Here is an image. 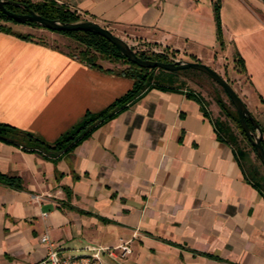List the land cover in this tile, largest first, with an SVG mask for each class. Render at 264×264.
<instances>
[{
  "label": "crops",
  "instance_id": "1",
  "mask_svg": "<svg viewBox=\"0 0 264 264\" xmlns=\"http://www.w3.org/2000/svg\"><path fill=\"white\" fill-rule=\"evenodd\" d=\"M57 1L206 62L236 79L252 112L264 110V0H220L223 46L214 0ZM9 27L0 28V122L54 142L133 86L110 64L72 54L69 42L39 39L28 23ZM211 105L198 90L154 86L59 152L0 137V264L43 258L45 232L71 251L131 247L106 253L104 264H264V190Z\"/></svg>",
  "mask_w": 264,
  "mask_h": 264
},
{
  "label": "trees",
  "instance_id": "2",
  "mask_svg": "<svg viewBox=\"0 0 264 264\" xmlns=\"http://www.w3.org/2000/svg\"><path fill=\"white\" fill-rule=\"evenodd\" d=\"M22 1L27 2L29 6L35 9L37 12L48 17L59 18L65 21L77 20L83 18L81 14L76 12V10L70 9L65 4H59L55 0H43L37 2H33L32 0H22ZM7 6L15 11H26V8L23 6H18L15 4H8ZM213 7H214V16L216 21V28H217V38L221 46H223L224 37H223V24L221 18L220 0H214ZM0 20H7V21L11 20L14 22H19L14 18L10 17L8 14H6L1 8H0ZM24 23H28L33 26L47 28L34 21H27ZM0 28H3L5 30H11V27L7 26L2 22H0ZM53 31H59L61 33H64L68 37L72 38L76 42L75 44L76 46H74L73 49V47H70L72 45L69 42L67 44L69 47V51L72 54L76 55L81 60L85 61L86 63L92 66L103 68L102 60L104 59L109 60L111 62L115 61L121 63L122 65H124L121 68H117V69L108 68V69L114 70L119 74L132 77L134 79V83L133 86L125 94L115 99L111 104L106 106L104 109L98 112L87 111L80 121H78L70 129L63 132L54 142H47L30 131L23 130L9 123L0 122L1 138H5L7 140L20 143L29 149H36L41 147L49 150L53 149L59 152L66 148H70L74 144L82 140L84 137H86L93 128L107 121L109 118L114 116L120 109L126 107L130 102L140 97L149 88L154 86L171 87L173 86L172 84L176 81V78L178 77L180 71L187 69L199 70L197 68L168 70L166 68L159 66L157 67L141 66L136 62L129 60L127 56L121 53L120 49L115 43H113L111 40H109L107 37H105L100 33L93 32L90 30H82V29L53 30ZM23 35L29 37L30 34H23ZM137 52L141 57L144 58H152L163 61L172 60L170 55L167 53L157 54V53H149L140 50H138ZM236 61L239 63L240 69L243 70L245 68V63L242 56L240 55L237 56ZM157 69H159L161 72V77H159L158 80L157 77H155V71ZM223 90L225 91L224 88ZM189 95L192 97H196L200 100V97H198L197 94L194 93L193 91H190ZM218 101L221 107H223V110L227 111V114L236 120V122L238 123V127L241 133L244 135V137L248 138L240 123L238 111L229 110V106L234 105L233 102L230 100V98H229V103L223 101V99L221 98H219ZM262 101L264 103V98L262 99ZM259 122L261 123L260 120ZM216 123L218 125V129L221 136H223L225 139H227L233 144V141L235 142L237 140V135L231 130V127L226 125L225 122L223 121L221 122L220 120H216ZM249 123L251 126H253L251 120H249ZM261 125L264 130V125L262 123ZM263 143H264V138H263ZM252 146L255 150L253 144ZM241 152L243 155L246 154L243 150ZM237 154L239 155L238 152ZM241 161L243 162V160ZM245 170L247 175L250 177V179L264 190V182H261L262 180L264 181V176L259 173L258 168H256L254 165L249 168L245 166Z\"/></svg>",
  "mask_w": 264,
  "mask_h": 264
},
{
  "label": "water",
  "instance_id": "3",
  "mask_svg": "<svg viewBox=\"0 0 264 264\" xmlns=\"http://www.w3.org/2000/svg\"><path fill=\"white\" fill-rule=\"evenodd\" d=\"M8 4H15L18 6H23L26 11H15L9 8ZM0 8L8 14L10 17L14 18L19 22L34 21L40 25L53 30H90L93 32L100 33L115 43L120 49L121 53L128 57L129 60L136 62L141 66L146 67H163L168 70H178L183 68H197L208 73L216 82H218L227 92L230 100L233 102L236 110L239 114L240 123L246 133V136L250 142L254 145L256 153L260 158L261 162L264 164V130L254 115V113L249 108L247 102L242 98L239 92L235 89L232 82L223 76L219 71L213 68L211 65L205 63L201 60H191V59H174L170 61H163L152 58L141 57L137 50L130 44L124 37L115 33L109 27L101 24L100 22L88 18H80L77 20H61L59 18H52L45 16L35 9H33L29 4L22 0H0ZM249 120L253 123L250 125Z\"/></svg>",
  "mask_w": 264,
  "mask_h": 264
},
{
  "label": "rangeland",
  "instance_id": "4",
  "mask_svg": "<svg viewBox=\"0 0 264 264\" xmlns=\"http://www.w3.org/2000/svg\"><path fill=\"white\" fill-rule=\"evenodd\" d=\"M33 2L37 1H43V0H32ZM59 4H65L62 2H59L55 0ZM72 10H76L83 18H85L82 14V12L78 11L77 9H74L72 6L65 4ZM0 22L6 24L7 26H12L15 23L14 21L11 20H0ZM38 26H34L33 29H35V32L32 33L34 36H36L39 39H42L44 41H49V42H70L74 49V46H76V42L70 38L67 37L64 33H61L59 31H53V33H47L48 31H41ZM51 30V29H49ZM122 31V30H121ZM127 31V30H125ZM117 33V32H115ZM121 33V34H120ZM119 35L124 37L130 44L133 43H141L138 38L136 39L134 34L131 32H119ZM65 42V43H66ZM67 44V43H66ZM78 48V47H77ZM135 49L137 50L136 46ZM176 56L179 58H185V59H191V60H197L194 59L192 55L186 54L185 52L182 53H176ZM104 64H110L113 66V68H121L122 65L121 63L118 62H111L109 60H102ZM111 62V63H109ZM206 63V62H205ZM236 66L240 69L239 63L236 61ZM155 77H157V80L159 77H161V72L159 69L155 71ZM227 79H229L231 82L235 83L236 79L231 80L228 76H226ZM173 86H181V87H187L189 89H194L198 90L199 92L203 93V96L205 99L208 101V103H212L211 110L213 111V117L216 118L215 120H220L221 122H225L226 125L231 127V130L237 135V140L234 142L233 145L235 146L237 152L239 153L241 160H243L244 165L249 168L251 166H255L258 168L259 173L264 176V164L261 162L260 158L256 154L252 143L250 140L241 133L238 123L236 122L235 119H233L230 115L227 114V111L223 110V107H221L219 103V98L223 99V101L229 103V97L227 93L223 90V87L216 82L209 74L206 72L196 70V69H187V70H182L179 72L178 77L176 78V81L172 84ZM239 83H237V86ZM236 87V86H235ZM240 89V88H239ZM232 107V108H231ZM229 110H236L234 105L229 106ZM254 115L261 121V123L264 125V110H255ZM244 151L246 154L243 155L241 151ZM261 182H264L263 180Z\"/></svg>",
  "mask_w": 264,
  "mask_h": 264
},
{
  "label": "built area",
  "instance_id": "5",
  "mask_svg": "<svg viewBox=\"0 0 264 264\" xmlns=\"http://www.w3.org/2000/svg\"><path fill=\"white\" fill-rule=\"evenodd\" d=\"M133 47L137 51H146L149 53H167L172 60L180 59L176 53L167 50L165 47L158 44L148 43H133ZM41 241L45 242L49 248L47 254L33 262L32 264H104V256L106 253L114 255L116 248H122V255L131 252V247L128 244H119L117 246L86 244L82 251H71L65 248L62 244L57 245L51 238L48 232L41 235Z\"/></svg>",
  "mask_w": 264,
  "mask_h": 264
}]
</instances>
